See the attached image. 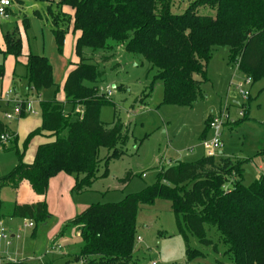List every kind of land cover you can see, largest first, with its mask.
I'll list each match as a JSON object with an SVG mask.
<instances>
[{
  "label": "trees",
  "instance_id": "1",
  "mask_svg": "<svg viewBox=\"0 0 264 264\" xmlns=\"http://www.w3.org/2000/svg\"><path fill=\"white\" fill-rule=\"evenodd\" d=\"M13 1L18 5L27 1L49 4L47 13L52 18L59 52L63 53L72 29L78 34V61L64 83L66 102L40 103L42 125L29 134L24 151L43 133L54 141L39 146L33 163H24L18 137L0 120V149L15 153L18 160L17 166L0 178V191H17L26 184L41 198L8 211L0 202V220L12 217L46 224L51 218L46 196L52 179L59 174L74 177L73 191L80 193L97 179L100 149L110 152L106 163L126 154L131 131L120 119L110 126L101 121V109L111 103L100 93L104 72L86 56L88 50L93 54L108 51L115 43L124 46L128 54L141 56L155 71L154 78L164 85L165 105L193 107L203 97L207 68L217 47L230 49V63L238 64L239 72L252 84L264 80V0H195L181 14L173 13L174 0H60L58 14L53 12V0ZM61 23H68L69 29H61ZM3 40L5 50H0V55L11 56L17 65H24L29 90L39 96L55 86L48 59L32 53L24 55L18 32L4 34ZM4 74V65L0 64V79ZM66 105L71 106L70 111ZM24 117L25 112L21 115ZM211 117L206 121L203 140L208 136ZM5 135L11 140L3 142L1 137ZM244 163L222 155L177 163L162 170L155 186L121 203L90 206L68 222L59 236H64L69 226L80 234L83 246L76 262L133 264L140 207L166 199L172 202L179 232L186 242L193 236L203 247L219 254L220 246L207 232L209 227L214 228L222 253L231 257V262L221 264H264V175L245 186ZM132 176L128 174L125 182ZM204 256L188 246L189 261ZM3 264L30 263L5 260Z\"/></svg>",
  "mask_w": 264,
  "mask_h": 264
},
{
  "label": "rangeland",
  "instance_id": "2",
  "mask_svg": "<svg viewBox=\"0 0 264 264\" xmlns=\"http://www.w3.org/2000/svg\"><path fill=\"white\" fill-rule=\"evenodd\" d=\"M53 1V12L58 14L60 10L57 3L60 0ZM194 1L174 0L173 13L185 12ZM48 6L47 3L35 1H27L23 5L13 4L11 10L14 9V15L6 20L0 19L1 51L5 50L3 35L15 31L21 36L25 53L46 57L53 68L55 86L43 91L39 98L34 90L28 91L24 65H17L11 56L4 58L0 55V64L5 69L0 87L5 88L4 82H12V77L13 80L20 78L13 85L16 90L11 87L13 89L9 91L17 93L22 100L35 102L38 113L26 114L38 119H42V115L37 103L57 99L63 93L68 70L77 62L72 29L66 36L63 53L59 52L52 18L47 13ZM69 26L68 23L60 24V28L65 30ZM86 56L92 58L104 72L100 93L107 97L106 92H112L111 97H107L111 104L101 109V121L110 126L120 119L131 131L132 138L126 154L106 163L110 152L105 148L100 149L101 163L97 179L89 189L65 195L68 197L62 203L52 192L49 193L51 218L46 224L34 222L33 229H26L25 220L11 217L1 219L0 264L5 260L24 259L30 264H83L74 261L83 246L76 228L69 226L64 236H59L67 223L92 205L121 203L126 197L155 186L163 169L177 163H194L205 157L201 136L211 115H224L226 118L222 128L223 149L217 156L246 162L243 176L245 186H250L264 175V80L245 87L249 97L242 98L233 84L243 81L245 76L239 72L236 63H230L228 47L214 49L207 68L208 82L202 87L203 97L193 107L163 104L162 81L154 78L155 71L141 56L128 54L122 45L112 43L110 50L96 54L88 50ZM10 107L8 111L12 113L14 105L10 104ZM66 110L70 111L71 106L66 105ZM4 121L9 122L6 118ZM16 164L14 153H5L0 149V176L12 171ZM128 174L133 176L125 182ZM16 201L14 191L6 188L0 191V202L5 203L7 211L13 209ZM68 202L72 208L70 212L65 208ZM207 232L209 238L220 246L219 254L212 248L203 247L193 236H189L186 242L179 232L172 202L156 199L152 205H143L139 209L137 236L140 241L137 240L135 244L133 264L231 262V257L222 253L223 246L219 244L216 230L209 227ZM59 246L61 249H58ZM188 246L203 252L205 256L189 261Z\"/></svg>",
  "mask_w": 264,
  "mask_h": 264
},
{
  "label": "crops",
  "instance_id": "3",
  "mask_svg": "<svg viewBox=\"0 0 264 264\" xmlns=\"http://www.w3.org/2000/svg\"><path fill=\"white\" fill-rule=\"evenodd\" d=\"M13 11H14V9H13ZM13 11H12V13H10V17H11V15H14ZM5 20H3V21H5ZM74 36L75 37L73 39H74V42H76L78 34H74ZM66 40H65V44H66ZM23 54L24 55H28V53H25L24 50H23ZM14 61H15V59H14ZM77 61H78V59H77ZM72 69H73V67H71L68 70L67 76H68L69 72ZM67 76H66V78H67ZM19 79L20 78H17V79L13 80V77H12V82L9 81V80L7 81L8 85L4 82V84L7 87L5 85H4L5 88L4 87H0L1 88L0 89V93H6V92L9 91V89H13V88L15 89V87H13V85L16 82H18ZM2 82H3V80H2ZM11 87H13V88H11ZM28 91H29V89H28ZM63 93H64V90H63ZM63 93L60 94L57 97V99H53V100H57L58 102L65 103L66 102V96H65V93L64 94ZM39 98H40V95H39ZM53 100H50V101H53ZM40 103H41L40 101H39V103H37V104H39V107H40ZM34 104H35V102L33 103V108L36 111L37 109L35 108ZM9 108H11L10 104H5V103H1L0 104V120H2L6 125L9 126L11 132H14L16 134V136L18 137V149H19V151L23 152L24 151V143H25L27 137L33 131H35V130H37V129H39L41 127L42 119H38V118H33V117H30V116H27V114L25 113V117L24 118H18L17 120L15 119V120L6 122V121H4L5 114L10 112V111H8ZM37 111H36V113H38ZM21 137L24 138V139L21 140ZM52 141H54V139L47 133H43L40 136L34 137L32 139V141L29 143L27 149L24 151V163H26V164L33 163V161L35 159V155H36L37 149L39 148V146L43 145V144H46V143H50ZM15 156H16V154H15ZM16 158H17V156H16ZM17 164H18V160H17ZM17 164L13 165L14 168L17 166ZM9 173H7V174H9ZM6 175H1L0 178L4 177ZM74 186H75V179H73L72 177H70L68 175H65V174H59L57 177L52 179L50 181L49 191H48V194L46 196L47 206H48L49 193L52 192L53 196L56 197V198H59V200L62 203L65 200V198L68 197V196H65V195H70V194L72 195ZM6 189H9V190L14 191L16 193L17 201L15 202V205H17V204H20V205H22V204H33V203H36V202L40 201V199H41L37 195H35L33 193V191L30 189V187L28 185H26V184H22L17 191L14 190V189H11V188H6ZM67 200H68V198H67ZM4 205H5V203H4ZM65 208H66L67 212H70L72 210L71 205H70L69 202L65 204ZM48 210H49V207H48ZM24 260H27V259H24ZM9 261H12V260H9Z\"/></svg>",
  "mask_w": 264,
  "mask_h": 264
},
{
  "label": "built area",
  "instance_id": "4",
  "mask_svg": "<svg viewBox=\"0 0 264 264\" xmlns=\"http://www.w3.org/2000/svg\"><path fill=\"white\" fill-rule=\"evenodd\" d=\"M14 1L13 0H0V18L1 19H8L10 17L9 10L13 8ZM237 68L239 67L238 64ZM232 84V83H231ZM235 89L238 91L240 96L244 99L249 97V92L245 89V87L252 85V80L245 76V79L239 83L233 84ZM107 97H111L112 92H106ZM13 104L14 110L11 113H6L5 118L8 121H12L16 118H21L23 112L25 113H34L36 111L33 108V103L29 102V100H22L16 93L13 94L11 91L6 93L0 94V104ZM226 118L223 116H215L212 115L211 120L208 124V131L209 135L211 136L208 139V136L205 140L202 141V146L206 151V156L208 157H216L217 153L223 149V142H222V128L225 125ZM3 142H8L11 140V137L5 135L1 137ZM27 221V220H26ZM1 224V223H0ZM35 224L32 221H27L25 224L26 229H33ZM4 237V236H3ZM1 238V235H0ZM140 241V238L137 239ZM58 249H61L59 246Z\"/></svg>",
  "mask_w": 264,
  "mask_h": 264
}]
</instances>
